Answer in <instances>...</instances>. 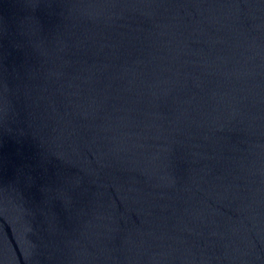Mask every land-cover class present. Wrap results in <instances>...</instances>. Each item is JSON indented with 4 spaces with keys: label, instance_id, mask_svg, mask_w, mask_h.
<instances>
[{
    "label": "water",
    "instance_id": "95a60500",
    "mask_svg": "<svg viewBox=\"0 0 264 264\" xmlns=\"http://www.w3.org/2000/svg\"><path fill=\"white\" fill-rule=\"evenodd\" d=\"M0 264H264V0H0Z\"/></svg>",
    "mask_w": 264,
    "mask_h": 264
}]
</instances>
